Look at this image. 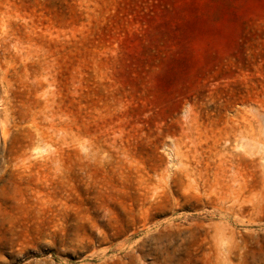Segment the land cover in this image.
Instances as JSON below:
<instances>
[{"label": "rangeland", "instance_id": "1", "mask_svg": "<svg viewBox=\"0 0 264 264\" xmlns=\"http://www.w3.org/2000/svg\"><path fill=\"white\" fill-rule=\"evenodd\" d=\"M0 264H264V0H0Z\"/></svg>", "mask_w": 264, "mask_h": 264}]
</instances>
